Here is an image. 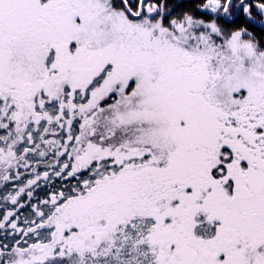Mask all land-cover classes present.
I'll list each match as a JSON object with an SVG mask.
<instances>
[{
    "label": "snow or ice",
    "instance_id": "obj_1",
    "mask_svg": "<svg viewBox=\"0 0 264 264\" xmlns=\"http://www.w3.org/2000/svg\"><path fill=\"white\" fill-rule=\"evenodd\" d=\"M0 264H264V0H0Z\"/></svg>",
    "mask_w": 264,
    "mask_h": 264
}]
</instances>
